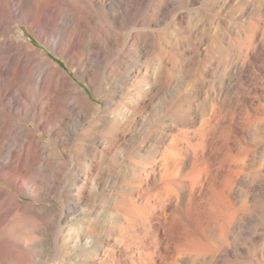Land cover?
<instances>
[{
  "label": "rangeland",
  "instance_id": "obj_1",
  "mask_svg": "<svg viewBox=\"0 0 264 264\" xmlns=\"http://www.w3.org/2000/svg\"><path fill=\"white\" fill-rule=\"evenodd\" d=\"M263 2L0 0V264H264Z\"/></svg>",
  "mask_w": 264,
  "mask_h": 264
},
{
  "label": "bare ground",
  "instance_id": "obj_2",
  "mask_svg": "<svg viewBox=\"0 0 264 264\" xmlns=\"http://www.w3.org/2000/svg\"><path fill=\"white\" fill-rule=\"evenodd\" d=\"M242 1V0H241ZM34 2V1H33ZM32 2V3H33ZM36 2V1H35ZM35 2H34V4H35ZM259 2V1H258ZM245 3V2H244ZM261 3H262V1H261ZM264 3V2H263ZM30 4V3H29ZM33 4V5H34ZM37 4V3H36ZM259 4V3H258ZM257 4V5H258ZM30 5H32V4H30ZM255 6V5H254ZM34 7V6H33ZM244 7V6H243ZM259 7H260V4H259ZM262 7V6H261ZM31 8V7H30ZM59 9V8H58ZM261 9V8H260ZM261 11H262V9H261ZM57 13V12H56ZM257 13V12H256ZM261 13V12H260ZM258 15V14H257ZM40 21V20H39ZM46 22V21H45ZM217 47V46H216ZM218 48V47H217ZM216 48V49H217ZM216 51V50H215ZM50 66V65H49ZM60 70V69H59ZM44 74H46V75H49V69H48V71L47 70H45L44 71ZM45 75V76H46ZM56 80V79H55ZM57 85V84H56ZM140 104V103H139ZM177 104V103H176ZM181 104V103H180ZM133 108V107H132ZM135 108V107H134ZM135 110V109H134ZM143 112V111H142ZM135 113V112H134ZM136 114V113H135ZM141 114V113H140ZM175 115H176V118H177V120H178V111H175ZM134 118V117H133ZM132 118V119H133ZM136 118V117H135ZM130 119V118H129ZM128 119V120H129ZM134 120V119H133ZM132 120V121H133ZM209 120V119H208ZM112 121H113V119H112ZM131 122V121H130ZM129 122V123H130ZM115 123V122H114ZM113 123V124H114ZM132 123V122H131ZM145 123H148V122H145ZM210 123V122H209ZM121 124V123H120ZM148 124H151V123H148ZM111 126H112V124H111ZM123 126V125H122ZM121 126V127H122ZM145 126H148L147 124L145 125ZM151 126V125H150ZM157 126H158V124H157ZM109 127V126H108ZM112 127H114V126H112ZM112 127L111 128H108L109 130L106 132V135L104 136V138H105V140L107 139L108 141H109V143L111 144V146L113 147V145L115 144V140H116V138H115V131H122V133H123V130H119V129H121V128H113L112 129ZM116 127V126H115ZM154 127V126H153ZM208 127V126H207ZM125 128V127H124ZM141 128V127H140ZM111 129V130H110ZM114 129H117V130H115L114 131ZM142 129H143V127H142ZM106 130V129H105ZM204 130V129H203ZM117 131V132H118ZM144 131V130H143ZM142 131V132H143ZM151 131V130H150ZM125 132H127V130H126V128H125ZM148 132V131H147ZM145 134H146V132H144ZM124 134V133H123ZM142 134V133H141ZM118 135V134H117ZM106 136H107V138H106ZM135 136V135H134ZM118 137V136H117ZM141 138V137H140ZM144 138V137H143ZM136 139V138H135ZM134 139V140H135ZM107 140H106V142H107ZM131 140V139H130ZM130 140H128V141H130ZM162 140V139H161ZM160 140V141H161ZM180 141V139H179V137H176V138H174V140H173V142L170 144V147H166V149L164 150V151H159V150H155V153H154V156L151 158V159H153V160H156V156L157 155H161V160H162V170H161V177L162 178H164V179H175V182H176V180L178 179V177L182 174V172L184 171V168H185V164H184V159H183V154H182V147H180V144L178 143ZM117 142H118V140H117ZM134 142V141H133ZM108 143V142H107ZM127 143H129V142H127ZM135 143V142H134ZM133 143V144H134ZM132 144V143H131ZM118 145V144H117ZM129 145V144H128ZM127 145V146H128ZM108 146V145H107ZM119 146V145H118ZM134 146H136V144L134 145ZM133 146V147H134ZM121 147V146H120ZM130 147H131V145H130ZM133 147H131V148H133ZM115 148V147H114ZM123 148H125V147H123ZM128 148V147H127ZM127 148H126V152H125V158H126V156H129L128 158H130V161H132L131 159H133L134 157L133 156H136L137 154H139L140 152H138L137 151V153L135 152L138 148H137V146H136V150L134 151L133 149L131 150L130 148H128V150H127ZM118 149V148H117ZM155 149H157V148H155ZM115 151H116V149H114ZM121 150H124V149H121ZM121 150H120V152H121ZM139 150V149H138ZM114 151V152H115ZM204 151V150H203ZM112 152V151H111ZM52 153V152H51ZM123 153V152H122ZM118 154V153H117ZM140 155V154H139ZM205 155V154H204ZM203 155V157H196V156H194L193 157V159H192V168L189 170V180H190V182H191V186H193L194 187V185L196 184V183H198L199 182V189L201 190V192H204V191H202L203 189H204V185H205V183H206V181H207V179H208V177H209V174H208V172H207V170L205 171L204 169L206 168V167H202L205 163V160H204V158H205V156ZM104 156V155H103ZM120 156V155H119ZM118 156V157H119ZM122 156V155H121ZM138 156V155H137ZM150 157V156H149ZM105 158V157H104ZM109 158V157H108ZM112 158V157H111ZM110 158V159H111ZM122 158V157H121ZM145 158V157H144ZM102 159V158H101ZM112 159H114V158H112ZM118 159V158H117ZM104 160H106V159H104ZM104 160H102V161H104ZM125 161H127L126 159H124ZM118 161V160H117ZM133 161H135V160H133ZM142 161V160H141ZM113 162V161H112ZM127 162H129V161H127ZM144 162V161H143ZM146 162V161H145ZM126 163V162H125ZM135 163V162H134ZM111 164H113V163H111L110 162V164H108L110 167H112L111 166ZM107 165V164H106ZM107 165V166H108ZM130 165V164H129ZM131 166H133V162H132V165ZM114 168V167H113ZM126 167H124V169H125ZM131 168H133V167H131ZM108 169V168H107ZM110 169V168H109ZM129 169H130V167H129ZM143 169V168H142ZM116 170V169H115ZM115 170H113V171H115ZM123 170V169H122ZM133 170V169H132ZM127 171H128V173H127V175L130 173V170H128L127 169ZM133 172H134V170H133ZM135 172H136V170H135ZM134 172V173H135ZM148 172V171H147ZM132 173V172H131ZM133 174V173H132ZM131 174V175H132ZM137 174V173H136ZM205 175V176H202V175ZM133 175H135V174H133ZM130 177H133V176H130ZM136 178V177H135ZM131 179V178H130ZM133 179H134V177H133ZM132 179V180H133ZM131 183H132V181H130ZM174 182V183H175ZM129 183V182H128ZM130 184V183H129ZM131 185V184H130ZM174 185V184H173ZM171 183H166V188H168V190H170L171 189V187H174ZM197 186V185H196ZM131 187V186H130ZM134 187H135V185H134ZM209 190H211V189H209ZM206 191V190H205ZM228 196V195H227ZM191 199V198H190ZM225 200H226V195H225V193L223 192V190L221 189V188H214V187H212V190L209 192V196L207 197V199H206V202H207V205H208V209H209V211L211 212V214L212 215H214V213L215 212H218V211H220L221 210V205H223V204H225L224 202H225ZM206 207V206H205ZM207 209V210H208ZM218 215V214H217ZM213 217V216H212ZM160 264V263H159Z\"/></svg>",
  "mask_w": 264,
  "mask_h": 264
}]
</instances>
